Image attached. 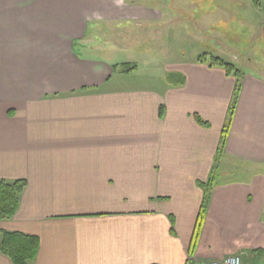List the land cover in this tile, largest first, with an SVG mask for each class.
<instances>
[{
    "label": "crops",
    "instance_id": "crops-1",
    "mask_svg": "<svg viewBox=\"0 0 264 264\" xmlns=\"http://www.w3.org/2000/svg\"><path fill=\"white\" fill-rule=\"evenodd\" d=\"M169 4L0 0V180H25L17 210L0 219V230L38 237L30 264L219 260L239 255L245 208L256 198L264 214V186L248 185L238 173L264 172L262 57L237 80L198 55L174 70L184 83L165 77L146 87L130 85L128 63L76 51L108 23L110 48H167L169 32L178 40L187 33L192 48L223 59L231 46L212 28V14H194L182 28ZM220 162L228 172L213 186ZM207 181L213 187L203 207ZM211 220L220 226L209 234L234 251L206 258L197 250ZM256 234L262 246L249 250L264 255V225ZM0 264L14 263L0 253Z\"/></svg>",
    "mask_w": 264,
    "mask_h": 264
},
{
    "label": "rangeland",
    "instance_id": "rangeland-1",
    "mask_svg": "<svg viewBox=\"0 0 264 264\" xmlns=\"http://www.w3.org/2000/svg\"><path fill=\"white\" fill-rule=\"evenodd\" d=\"M169 1L170 14L177 12L182 16V28L185 25L186 28L189 27L190 18L194 14L205 13L206 11L210 12L212 16L211 25L212 28L219 33L223 39H227V44L231 47L227 49V53L221 54L225 61L231 62V55L228 53L234 52L235 58L233 59L236 63L232 62L234 66L238 65V71L241 75L242 72L254 71L255 61L257 57H262L264 60V24H260L264 20V0H167ZM205 9V10H204ZM172 19V18H170ZM197 21V26L202 27L205 21ZM210 20V19H209ZM149 28L153 29L156 27L150 26ZM169 30V28H168ZM176 30V29H175ZM178 31V29H177ZM165 44L167 48H157V45L145 46V48H110V36L108 23L104 30L97 37L95 35L87 34L84 41H80L75 44L77 53L81 55H93L96 57H101L108 61L112 62H126L133 68L130 70V75H128L130 85L136 86H146L153 87L155 83L161 81L162 78H165L169 72L174 70H181L185 61L194 59L198 55H203V49L197 45V48H192L189 41V35L187 33H182L180 40H178V33H168ZM140 34L136 33L135 36ZM221 37H219V40ZM144 39L148 40L149 37ZM160 40V39H159ZM176 44V46H174ZM178 46V47H177ZM232 46H235L232 47ZM258 47V48H257ZM213 51V50H210ZM214 56L216 55L213 52ZM207 58L210 55H205ZM166 79V78H165ZM164 79V80H165ZM239 87V83L237 85ZM236 87V92L238 90ZM235 92V94H236ZM235 98V95L233 99ZM224 168H223V167ZM215 180H213V186H216L217 183L224 181V176L227 174V169L222 164L219 163L217 169L216 165L214 168ZM240 174L244 173L247 175L245 182L259 186L261 189L264 186V172H260L257 175H253L251 171L238 172ZM250 175V177H249ZM253 175V177H251ZM214 179V178H213ZM212 181H207V185L204 194V203L203 207L206 205V200L213 186H211ZM250 189V188H249ZM260 190V189H259ZM252 205H249L245 208L244 214L247 215L245 225L248 227V230L241 238L242 242H245L243 247H239L236 252L239 256L243 258L244 263L242 264H257L256 262H264V255H259L256 251L249 250V247H259L262 246L260 239L256 238L257 228L264 225V214L260 213V208L262 206L261 199L256 198ZM207 211V210H206ZM205 211V213H206ZM203 219L204 215L202 214ZM202 216L199 220L201 222ZM206 218V217H205ZM261 219V222H260ZM214 226L205 227L203 229L200 240L199 247L197 250L203 251L206 258L211 257L210 253H216L217 255L225 254L227 251H234L232 247L225 246L222 244L220 236L212 237L209 233H216V226H220V221L211 220ZM208 224V223H207ZM197 226V234L199 233L200 227ZM209 228V229H206ZM252 228V229H249ZM253 239L255 243L254 246H250L249 239ZM205 238L211 240V246L208 247L205 245ZM196 241V239L194 240ZM242 248V249H241ZM227 249V250H226ZM225 251V252H224ZM242 260V259H241ZM260 262V263H261Z\"/></svg>",
    "mask_w": 264,
    "mask_h": 264
},
{
    "label": "trees",
    "instance_id": "trees-1",
    "mask_svg": "<svg viewBox=\"0 0 264 264\" xmlns=\"http://www.w3.org/2000/svg\"><path fill=\"white\" fill-rule=\"evenodd\" d=\"M202 56L198 58L199 61L206 59L209 65L221 66L227 74H233L237 80L239 79L240 73L233 63L218 56L210 55L209 58L205 54ZM166 78L172 84H182L185 80L183 73L177 71L169 72ZM236 83V87H238V81ZM196 120L199 123H204L199 116H196ZM24 187L25 180L23 179L0 180V219H8L13 216ZM38 246L39 239L35 235L0 230V253L7 255L14 264H30L37 253Z\"/></svg>",
    "mask_w": 264,
    "mask_h": 264
},
{
    "label": "built area",
    "instance_id": "built-area-1",
    "mask_svg": "<svg viewBox=\"0 0 264 264\" xmlns=\"http://www.w3.org/2000/svg\"><path fill=\"white\" fill-rule=\"evenodd\" d=\"M197 264H241V259L238 255H228L220 260H210L207 262H198Z\"/></svg>",
    "mask_w": 264,
    "mask_h": 264
}]
</instances>
